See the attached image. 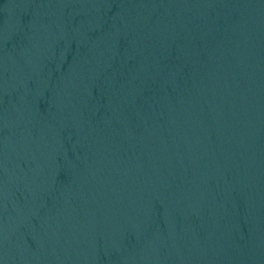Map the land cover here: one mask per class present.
Wrapping results in <instances>:
<instances>
[{"label": "water", "instance_id": "water-1", "mask_svg": "<svg viewBox=\"0 0 264 264\" xmlns=\"http://www.w3.org/2000/svg\"><path fill=\"white\" fill-rule=\"evenodd\" d=\"M0 264H264V0H0Z\"/></svg>", "mask_w": 264, "mask_h": 264}]
</instances>
